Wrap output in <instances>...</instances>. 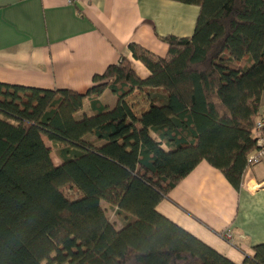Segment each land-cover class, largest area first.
<instances>
[{
    "label": "trees",
    "instance_id": "obj_1",
    "mask_svg": "<svg viewBox=\"0 0 264 264\" xmlns=\"http://www.w3.org/2000/svg\"><path fill=\"white\" fill-rule=\"evenodd\" d=\"M174 1L199 6L194 33L158 35L165 56L129 43L147 77L124 55L84 93L0 82V264H236L157 206L203 160L241 189L258 148L264 0ZM243 264H264V243Z\"/></svg>",
    "mask_w": 264,
    "mask_h": 264
},
{
    "label": "crops",
    "instance_id": "obj_2",
    "mask_svg": "<svg viewBox=\"0 0 264 264\" xmlns=\"http://www.w3.org/2000/svg\"><path fill=\"white\" fill-rule=\"evenodd\" d=\"M199 10L174 0H0V82L84 93L95 75L124 55L147 77L149 71L131 56L129 43L165 56L168 44L158 35H192ZM113 96L107 89L101 100L111 105ZM245 179L249 186L263 183L264 165H254ZM157 209L236 264L264 243V187L255 192L242 184L236 189L206 160ZM227 230L231 240L223 237Z\"/></svg>",
    "mask_w": 264,
    "mask_h": 264
},
{
    "label": "built area",
    "instance_id": "obj_3",
    "mask_svg": "<svg viewBox=\"0 0 264 264\" xmlns=\"http://www.w3.org/2000/svg\"><path fill=\"white\" fill-rule=\"evenodd\" d=\"M67 2L77 3L79 2V0H67ZM253 135L256 138L258 148L254 152H252L248 157L249 165L245 172L242 184H244L245 187L251 189L252 191H254L255 189L259 191L264 187V182L257 183L254 181V183L251 186H249L245 178L247 177V172H249L254 165L256 164L264 165V114H260L259 117L257 118V122L253 130ZM223 237L227 240H231L232 239L231 231L230 230L225 231L223 233Z\"/></svg>",
    "mask_w": 264,
    "mask_h": 264
},
{
    "label": "rangeland",
    "instance_id": "obj_4",
    "mask_svg": "<svg viewBox=\"0 0 264 264\" xmlns=\"http://www.w3.org/2000/svg\"><path fill=\"white\" fill-rule=\"evenodd\" d=\"M113 98H114L113 103H110V100L109 99H106V101L111 104L110 105V108L114 107L115 104H116L117 96L114 95ZM53 158H54L55 161H58V159H59L58 158V155H57V153L55 151H53ZM254 191L256 192L257 189H255ZM64 193H65V195L67 197L74 198V197H77L81 192L74 185H71V186L64 187ZM108 214H109L111 220L117 224V226H121L120 221L117 219V217H116V215L114 214L113 211H111V210L109 211L108 210Z\"/></svg>",
    "mask_w": 264,
    "mask_h": 264
}]
</instances>
